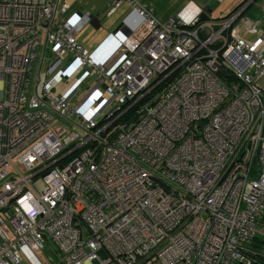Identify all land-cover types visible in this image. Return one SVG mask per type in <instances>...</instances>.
Here are the masks:
<instances>
[{"label":"built area","instance_id":"2783aa9c","mask_svg":"<svg viewBox=\"0 0 264 264\" xmlns=\"http://www.w3.org/2000/svg\"><path fill=\"white\" fill-rule=\"evenodd\" d=\"M123 2L128 31L88 49L91 10L0 0V264L45 243L62 264H234L259 231L264 36L239 34L242 6L106 14Z\"/></svg>","mask_w":264,"mask_h":264},{"label":"rangeland","instance_id":"374dc122","mask_svg":"<svg viewBox=\"0 0 264 264\" xmlns=\"http://www.w3.org/2000/svg\"><path fill=\"white\" fill-rule=\"evenodd\" d=\"M69 3L68 12H71L75 6L82 5L83 10L93 9L95 12H99V18L101 25L96 28L90 21H87L82 25V27L76 32L77 39L88 49H92L100 39L109 31L113 30L114 27L122 20L125 16L124 13L128 10L127 2H123L114 12L111 14H106L107 10L110 7L108 1L110 0H67ZM142 3L153 5L156 9L158 17L161 19L166 18L169 15H175L178 9L187 1V0H139ZM200 4L199 0H194ZM211 3H215L216 8L215 14L227 13L225 10L230 9L235 4L239 3L240 0H209ZM203 3V0H201ZM126 14V13H125ZM74 80L72 78L70 83ZM259 84L264 86V74L258 79ZM69 83L61 82L58 84L56 91L60 92L64 88H67ZM83 86V85H82ZM81 86V87H82ZM264 88V87H263ZM87 91L81 88L78 93V97L81 98L84 93ZM78 100V99H77ZM77 100L73 101V104ZM37 255L40 257L44 264H62L59 262V252L55 253L54 247H49L46 243L42 250L36 251ZM22 264H30L29 261L22 255L21 257ZM98 264V263H97ZM109 264H115V262H110Z\"/></svg>","mask_w":264,"mask_h":264},{"label":"crops","instance_id":"0c3cea01","mask_svg":"<svg viewBox=\"0 0 264 264\" xmlns=\"http://www.w3.org/2000/svg\"><path fill=\"white\" fill-rule=\"evenodd\" d=\"M218 1H222V0H218ZM187 2H192L191 4H190V7L191 8H193L194 10L195 9H197V7L199 6L200 7V5H204V4H208L211 8H212V10L210 11V13H209V16H210V18H212V19H214V20H222L223 18H225V16H226V14L230 11V12H233L235 9H237V7L238 6H242L243 5V3L242 2H246V0L244 1V0H240V2L239 3H237V4H235L233 7H231L230 9H226L225 11L227 12V13H220V14H215V8H216V6L217 5H215V3H211L209 0H203V3L201 2V0H199V2H200V4H198L197 2H195L194 0H187L182 6H181V8L187 3ZM242 3V4H241ZM146 4V3H145ZM241 4V5H240ZM128 5V4H127ZM148 5H150V4H148ZM153 6V5H152ZM70 7V6H69ZM83 6L82 5H80V6H75L74 8H73V10H80V9H82L83 10V8H82ZM154 7V6H153ZM180 8V9H181ZM180 9H178V10H180ZM89 10H91V11H93V9L91 8V9H89ZM128 10H129V7H128ZM128 10L125 12V13H127L128 12ZM154 10H155V13H156V9L154 8ZM94 13H96L95 11H93ZM98 12V11H97ZM125 13H124V15H125ZM243 13L245 14V15H248L249 17H250V19L253 21V23H254V25H255V32H251V31H249V30H247L244 26H241V25H238L237 26V29H238V32H239V34L241 35V36H243L244 38H247V39H251V38H254L255 36H257L258 34L259 35H262V36H264V0H252V2H250L249 4H248V6L247 7H245V9L243 10ZM156 15H157V13H156ZM157 16H159V15H157ZM168 17V16H167ZM166 17V18H167ZM133 18V20L135 21L137 18L136 17H132ZM160 18V17H159ZM166 18H164V19H166ZM161 19V18H160ZM163 19V20H164ZM110 31H112V30H109L101 39H100V41L110 32ZM203 32H205V33H207L208 31L207 30H205V31H203ZM99 41V42H100ZM98 42V43H99ZM82 44V43H81ZM83 45V44H82ZM84 46V45H83ZM259 83V82H258ZM262 87H264L263 86V84H260ZM98 262L96 261V260H93L92 262L91 261H86V262H84L83 264H97Z\"/></svg>","mask_w":264,"mask_h":264},{"label":"trees","instance_id":"16d2710c","mask_svg":"<svg viewBox=\"0 0 264 264\" xmlns=\"http://www.w3.org/2000/svg\"><path fill=\"white\" fill-rule=\"evenodd\" d=\"M229 13L230 11L226 14V16ZM202 31L201 34L204 35ZM220 74L224 80H227V82L234 78L230 76L228 72H220ZM257 225L259 231L255 233L249 240L243 243V257L237 260L234 264H264V211L262 217L258 220Z\"/></svg>","mask_w":264,"mask_h":264},{"label":"water","instance_id":"95a60500","mask_svg":"<svg viewBox=\"0 0 264 264\" xmlns=\"http://www.w3.org/2000/svg\"><path fill=\"white\" fill-rule=\"evenodd\" d=\"M250 2H252V0H246V2H243L242 7L245 9V7H247ZM200 7L202 8V11L199 13V18L200 19H208V18H210L209 13L212 10V8L208 4L200 5ZM90 22L96 28H98L101 25V21H100V18H99V12L94 13L93 11H91V20H90ZM119 28L122 29L123 31H126V32L128 31L126 29L125 25H124V20L123 19L114 27V29L112 31H115V30H117ZM101 41H103V39ZM155 78H157V76Z\"/></svg>","mask_w":264,"mask_h":264},{"label":"bare ground","instance_id":"6f19581e","mask_svg":"<svg viewBox=\"0 0 264 264\" xmlns=\"http://www.w3.org/2000/svg\"><path fill=\"white\" fill-rule=\"evenodd\" d=\"M105 52H107L108 50L105 48V50H104Z\"/></svg>","mask_w":264,"mask_h":264}]
</instances>
